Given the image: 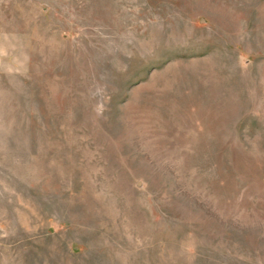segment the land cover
<instances>
[{"label":"rangeland","instance_id":"1","mask_svg":"<svg viewBox=\"0 0 264 264\" xmlns=\"http://www.w3.org/2000/svg\"><path fill=\"white\" fill-rule=\"evenodd\" d=\"M0 264H264V0H0Z\"/></svg>","mask_w":264,"mask_h":264}]
</instances>
